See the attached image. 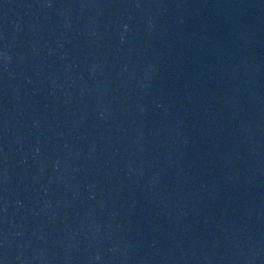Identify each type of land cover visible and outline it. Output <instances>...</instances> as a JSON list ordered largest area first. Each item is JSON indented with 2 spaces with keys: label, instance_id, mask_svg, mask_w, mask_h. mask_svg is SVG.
<instances>
[{
  "label": "water",
  "instance_id": "obj_1",
  "mask_svg": "<svg viewBox=\"0 0 264 264\" xmlns=\"http://www.w3.org/2000/svg\"><path fill=\"white\" fill-rule=\"evenodd\" d=\"M0 264H264V0H0Z\"/></svg>",
  "mask_w": 264,
  "mask_h": 264
}]
</instances>
